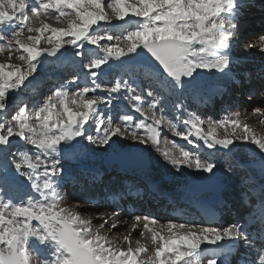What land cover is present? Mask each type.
<instances>
[{"label": "snow or ice", "instance_id": "obj_1", "mask_svg": "<svg viewBox=\"0 0 264 264\" xmlns=\"http://www.w3.org/2000/svg\"><path fill=\"white\" fill-rule=\"evenodd\" d=\"M251 3L252 0H108L107 3L105 0H0V53H9V60L18 54L17 58L26 64L22 67L0 63V264H33V255L35 264H202L201 257L205 255L210 256L207 264H229V257L238 251L241 243L253 253L245 255L242 264H264V229L253 235L239 223L225 228L198 227L135 216L131 231L139 229L138 235L149 238L154 248L149 250L140 239L133 247L131 232L123 236L127 244L123 248L113 246V241L100 231L105 225L106 231L118 228L117 210L100 214L99 228H94L91 218L85 219L80 212L60 206V186L72 179L63 161L75 157L76 152L70 149L81 143L78 138L106 149L117 139L128 137L138 145H146L147 140L139 130L147 129L151 146L161 152L175 171L190 169L194 181L218 183L219 164L215 159L183 148L177 155L159 147L160 133L155 126L165 122L176 136L185 140L195 130L194 134L208 149L231 152L230 146L236 141L256 145L264 169V136H257L238 118L239 113L234 120L210 121L207 133L202 132L204 121L189 113L191 118L183 123L191 128L184 134L167 119L162 103L167 99L165 93L182 97L184 89L205 72L231 77V66L236 62L233 51L240 43L239 19ZM108 9L113 15H109ZM128 17L136 18L135 26L131 30L123 29L122 37L108 30H96L104 24L112 25L113 18L129 23ZM49 19L66 23V27H53L46 22ZM257 39L258 44L246 42L245 49L264 52V35ZM105 40L120 43L101 45ZM42 43L51 47L42 48ZM86 43L96 45L105 54L83 65L90 84L76 85L71 94L66 85H61L30 115L27 105L19 107L11 115L14 122L9 123L6 117L14 103L9 93L18 92L25 85L43 62L39 58L56 57L65 44L75 49V56L83 57L81 50ZM141 51L145 63L135 66L122 63ZM110 59L120 60L128 75L113 84L102 85L96 79L100 73L92 70L108 64ZM138 71L147 77L146 84L133 79V73ZM79 80L77 75L75 81ZM99 90L108 95H87ZM122 90L129 106L143 118L124 114L119 123L109 122L105 126L99 105L110 107L115 99L113 94ZM146 99L151 115L143 108ZM174 108L180 119L179 113L185 110L182 99L176 101ZM253 114L264 123V109L256 108ZM90 119L98 124L95 138L85 127ZM227 124L240 129L241 134L233 131L234 138H217L216 128ZM12 138L32 145L35 151L31 155L27 151H12L15 143ZM144 150L132 155L142 160ZM25 183L40 199L30 195L26 200L21 198ZM259 197V213L254 218L264 225V185L259 188ZM197 227L198 231L192 230ZM204 243L213 248L202 249Z\"/></svg>", "mask_w": 264, "mask_h": 264}, {"label": "rangeland", "instance_id": "obj_2", "mask_svg": "<svg viewBox=\"0 0 264 264\" xmlns=\"http://www.w3.org/2000/svg\"><path fill=\"white\" fill-rule=\"evenodd\" d=\"M107 2H108V0H105V3H107ZM107 11L109 12V15H113L111 13L110 9H108ZM257 11L260 12V13H257V15L258 14L259 15L256 16V17L251 18V21H249V24L245 25L244 28H243L246 35H247V33H249V29L254 27V25H253L254 21L253 20L257 19L258 17H263V15H261V12L263 10H259L258 9ZM127 20L129 22H131V23H134L136 18L130 17ZM46 22L49 23L50 25L53 24L52 25L53 27H57V28H61V29L66 27V23H60V22H57V21L52 20V19L46 20ZM124 23L125 22H123L122 24H124ZM113 25H117V27H113ZM127 26L132 27L131 25H127ZM93 27L96 28V26H93ZM258 28H263V31L262 32L258 31V29L256 28V25H255L254 29H256L257 31L249 33V35L245 37V39L243 41L244 47H245V43L246 42H256L257 43L258 42L257 38L259 36H261V35H264V24H262V26L259 25ZM122 29H123V26L119 25L117 20H115V18H113L112 25L104 24L102 28H98L96 30L97 31L108 30V31H111L114 34L120 35L122 37V35H123ZM128 30H131V29H128ZM26 35H32V34H26ZM118 43H120V42L119 41L109 42V41H106V40L100 42L101 45H108V44L115 45V44H118ZM121 46H123V45H121ZM41 47L43 48V47H51V46L42 43ZM81 51L84 52V56L83 57H77V56H75V49H73L70 45L65 44L64 47H62L60 49V52H58V56L48 60L44 64L41 63L38 66L37 71L32 76H30L28 78V80L25 81V85L22 86V88L18 92L10 91L9 94L13 98L14 103L11 106V110L13 109L12 110L13 112L10 111L9 115L6 117L8 122L9 123H13L14 121H12V119H11L12 113H14L16 110H18L19 107H23L25 105H27L28 113L30 115L31 112L34 110V108L36 106H38V104L41 101L45 100L47 98V96L54 90V88L49 87V85L54 83V82L58 83V80L60 78L62 80L60 84L66 85L67 86V90L71 94L72 91L74 90L75 86L79 85V83H77V84L68 83L69 81H73L72 78L74 77L73 74L75 72V71H73V69H76V65L78 67H82V71L87 74V69H85L83 67V65L85 63H87L90 59H93V58H95L97 56L105 55L101 48L97 47L96 45L87 44V43L85 44V48L82 49ZM249 53L251 55H256L259 58L257 60L249 58L248 65H246V67H244V68H248V67L256 66V65L259 66V64L264 62V52H261L258 49H254L252 52H249ZM236 55H238V53H235V56ZM17 56H18V54H14V55H12V58L9 60V53H7V52L0 53V63H11V64H16V65H21L22 67H26L25 62L19 60L17 58ZM258 62H261V63H258ZM122 63L126 64V62H124V61ZM244 68L239 67L237 69L238 70H243ZM115 70H118V71L122 70L121 62H120V60L110 59L108 64L101 65V67L99 69H93L92 71H96V72L100 73V75L97 76V80L102 85H110L111 83L103 82L102 80H107L108 76L111 73H113ZM213 73H215V72H210V73L209 72H205L203 74V76L200 77V78L206 79V78L209 77V75H211ZM201 83H204V81L195 80L193 82V84H192V87H195L197 89H206L207 88L206 84L202 85ZM37 86L39 87L38 89H36ZM100 91H103V90H99V92ZM102 93H107V92L106 91H103V92H100V93L96 92L94 94L101 96ZM141 94H143V93H141ZM88 96H90V95H88ZM251 97L252 98L250 100H248L247 95H245L244 99H245V101L256 100L255 99L256 97H254V96H251ZM263 98H264V93H261V94L257 95V100L253 101L255 103H248V104L244 105V104H242L243 102L240 103L241 97H239V98L235 99L236 103H235V105H232V107L239 106L241 108L240 110L236 109V115H237V113H239L241 118H252L251 115H253V111H254L255 108L264 109ZM257 101L259 102L260 105H258ZM260 102H262V103H260ZM73 108L75 110V106H73ZM165 112H166V110L164 109V113ZM156 115H158L157 111H156ZM198 117L201 120H203L204 123L208 122V125H209L210 121H223L224 120V118H222V114L217 113V112L209 113L207 115L205 114L203 116L202 115H198ZM100 119H103L105 124L106 123L108 124L109 122L115 123L114 118L109 117L108 114H105L104 118L100 117ZM167 119L170 120L173 125H175V121H174L172 116H169ZM253 124H254V127H256L257 125L258 126L260 125L258 117L256 118V122L255 123L253 122ZM262 124H264V123H262ZM88 125L90 126L89 130H88V134H90V135L93 134L92 136L95 138L98 135L96 133V131H95V129L98 126V124L90 119L89 122H88ZM225 126L221 127V128L218 126L216 128V137L217 138H224L225 136H228L229 138H234V137H232V133H233V131L238 130V129L233 130L232 129L233 127L231 126V124H227V126L226 127ZM175 128H176V125H175ZM208 129L209 128L205 129V127H204L203 131L205 133H207ZM168 130L171 131L170 128H168ZM263 131H264V129L262 130V133L264 134ZM162 133H164V132H162ZM235 133H236V135H240L241 134V130L235 131ZM164 134H167V133H164ZM170 135L174 138V139H171V142L169 141L170 144H171V147H172V149L175 150V152L176 151L178 152V149H176L173 146V144L177 145V146L180 145V141H181V139L183 137L182 136H176L173 133V131L170 133ZM165 137L167 138V135H165ZM12 139L15 141V143L12 146V151H14V152L27 151L30 155L35 151V149H34V147L32 145L26 144L23 141L18 140L17 138H12ZM78 139L81 141L82 144L80 143L79 145H76V146L73 147L74 151L76 152L75 157L72 158V159H67V160L63 161L65 169L67 171L70 170V172H72V174H71L72 177L80 176V174L82 173L81 169H78L79 164L82 165V168L90 165V163H92L94 165L95 164H101V161L93 162L92 158L90 159L89 156L82 157L80 155V153H81V150L83 149V147L86 148L89 151V153H91V155H93V156L96 155V154H97L98 157H101V156L104 157V156L108 155L107 159L109 160V163H111V164H113L115 166H119L118 163L121 160L125 159L123 157V153L124 152L116 153L117 155L116 154L109 155L108 151L110 149L106 150V148L104 146H98V145H94L92 143L88 144L86 142V139H84V138H78ZM120 140H130L132 142V144H133V147H135V148L140 146L135 141H133L131 137H128L127 139H120ZM159 140H160V138H159ZM73 143H75V142H73ZM161 143H162V141H161ZM236 143H241V142L240 141H236ZM122 144H124V143H121L120 145H122ZM150 145H151V141H150ZM80 146H82V147H80ZM159 146H160V144H159ZM161 146L167 147V144L163 143V145L161 144ZM70 150H72V148ZM125 150H126L125 152L132 153V149L129 148V147H126ZM147 151L148 152L150 151L149 153H152V152H155L156 149H155V147L150 146ZM235 151L238 152V153L242 152L246 156L245 161H243L242 159L240 160V158H238L237 153H235ZM235 151L232 150V152L229 153L227 150L219 149L218 150V155L217 156H213V157H215V160L219 158L221 161L228 163L227 169L230 167L231 171L229 172L230 175H228L227 178L226 177H224V178L220 177L221 179L220 178L218 179V183H216L213 186L206 185V184H198V186H200V187H213V188H220L221 187L222 196H224L225 198L229 197V198H231L233 200L236 198L238 200V201L236 199H235L236 201L232 200L233 204H236V202H239V200L241 201V197L243 195L242 193H245L246 190H251L250 188H248V185L246 183V180H247V178L249 176V170L246 169L245 167H247V165H251V164H254V163L257 164V165H260L261 164V155H262L260 153L258 147L255 149L256 155L252 154L247 149H237ZM152 155H154V154H151L150 156H152ZM97 156H95V157H97ZM150 156H148V157H150ZM146 157L147 156H143V158H146ZM146 159L149 162V167H152V170H155L154 165L161 164L159 159H154V160H151V159H148V158H146ZM134 160H135V162L137 164L138 163L143 164V160H141L139 158L138 159H134ZM166 163H167V161H166ZM224 170H226V169H224ZM256 170L257 169H255L253 171L254 172H259L260 175H263V173H264L263 170H257V171ZM234 172H237L238 174H234ZM191 173H193V170L182 168L179 172L176 173V179H177L178 182H181L183 187H184V184H185V182L187 180V176H188V175L187 176H185V175L186 174H191ZM163 175H164V173L162 171H160V172H158V175H157L156 178L160 179L161 177H163ZM225 176H227L226 173H225ZM110 178H112V176L107 178V179H105L107 185L110 187V190L111 191L115 190V192L123 193V195L126 196V192H125L126 184L124 182L111 181ZM190 181L193 182L192 181V177L190 178ZM225 185L229 188L228 190H227V187ZM192 186H193V183H192ZM78 187L79 186H77V187L75 186V188L70 187V184H67V185L64 184V185H62L60 187V193H61V196L63 198V200L61 199L60 206L80 212L82 214L83 218H85V219L91 218L92 222H93V225H94V228H99V220L97 219L98 216L100 214H102L104 211H109L110 212L113 209L112 208H103V207H106L107 205H103V203H100V202L97 201V198H99L98 199L99 201H102V198H104L103 197L104 195H102V194L101 195H97L96 199H94L96 201H94V202H90V201L86 202L85 206L78 205V204H83V198L74 199V196L86 197V196H88L90 194L91 189L94 186H92V183H83L81 188H78ZM23 188H26L29 191L26 195H21V198L26 200L27 196H29V194L32 193V190L27 186V183H25L23 185ZM164 189H165L166 192H171V193L174 194V193L178 192L179 187L177 188L176 186H173L170 183H167L165 185ZM99 190H97V191H99ZM238 191H239V193H238ZM258 198H260V197H258ZM178 200H179V202L181 204H183L184 201H182V199L178 198ZM89 205H94L95 208H97V209L93 210L92 208L88 207ZM107 207H110V206H107ZM148 215H149V213H148ZM236 216H237V214H236ZM109 219L111 220V218H109ZM115 219H117V221L119 222L118 228L106 231L105 229H107V227H108L107 226V227H105V229H100V231H101V234L107 236L108 238H114L113 239V246L123 247L126 244V242L123 240V236L129 234V232H130L129 229L131 227V224H132L134 218L132 217L131 219L130 218L124 219V220H127V221H124V222H123V219L121 220V216H117V217H115ZM168 222H172V221L165 220V221H163L161 223L166 224ZM228 224L229 223L226 222V221L223 222L221 224V228H225V227L230 226V224L229 225ZM134 238H135V240L140 239L141 243H143V244H146V242H147V239H145V237H141L138 234ZM132 244H133V247H135V242H132ZM148 249L152 250L153 247H150ZM33 257L36 260L35 255H33ZM204 264H207V262H205Z\"/></svg>", "mask_w": 264, "mask_h": 264}, {"label": "bare ground", "instance_id": "obj_3", "mask_svg": "<svg viewBox=\"0 0 264 264\" xmlns=\"http://www.w3.org/2000/svg\"><path fill=\"white\" fill-rule=\"evenodd\" d=\"M253 1H255V0H252V3L251 4H253ZM257 3H259V10H263L262 11V13H261V15H263V17H258L257 19H254L253 21V25H254V27L253 28H251V29H249V31H252V32H254V31H257L256 29H254L255 28V25H256V28L258 29V31H260V32H262L263 31V28H258V26H259V24H257L260 20H262V22L260 23V25L262 26V24H264V0H259V2H257ZM257 3H254V4H257ZM245 9H243V11H244ZM249 11H250V13H251V15L253 16V17H256V16H258L257 15V13H260V12H258L257 11V8L256 9H253L252 8V6L249 8ZM245 13V12H244ZM247 13V12H246ZM252 17V18H253ZM130 17H128V18H126V19H129ZM239 21H240V19H239ZM249 21H251V19L250 20H246V22H248L249 23ZM118 22V24L119 25H121V26H123V29H131L132 27H134L135 26V22L134 23H131V22H129V23H124V24H122L123 22H121V21H117ZM251 23V22H250ZM247 24V23H246ZM53 25V24H52ZM107 25V24H106ZM127 25H131L132 27H129V26H127ZM243 26H245V25H243ZM123 29H122V33H123ZM254 29V30H253ZM243 34H245L244 32H243ZM248 36V35H247ZM244 41V40H243ZM242 41V42H243ZM241 42V43H242ZM259 42V41H258ZM257 42V43H258ZM241 48H245L244 47V45L242 44V46H241ZM254 49H251V50H246V49H244V51L241 53V57L240 58H238L236 61H240V60H242V59H244L245 58V60H248V62H249V58H252V59H258L259 57H257L256 55H251L249 52H252ZM250 54V55H249ZM248 55V56H247ZM250 56V57H249ZM258 63H261V62H258ZM126 64H130V65H133V66H135L136 64H133V63H126ZM236 64H238V63H236ZM247 65H248V63H247ZM260 65V67L258 66H253L252 68H253V71L255 72V71H257V70H254V69H259V70H261L262 72H263V74H264V62L263 63H261V64H259ZM261 65H263V67H261ZM233 66H235V64L234 65H232L231 67H233ZM78 69H77V71H79L82 67H77ZM249 68V67H248ZM247 68V69H248ZM252 70V69H251ZM135 73V72H134ZM133 73V74H134ZM114 74H116V76H114V80L113 81H111L112 82V84L117 80V79H120V78H127V73H125L124 71H123V69L122 70H117V71H115V72H113V73H111V75H114ZM240 76V74H236V72L235 71H232V75H231V77H224V76H222L221 74H219V73H213V74H211V75H209V77L208 78H206V79H204V78H198L197 79V81H204V83H201L202 85H205L206 84V89H197V88H195V87H192V85H190V86H188V87H186L185 89H184V91H183V93H181V95H183L182 97H179V96H177V95H175V94H172V95H169V94H167V93H165V95H167V98H168V96L169 97H173L174 99H177V98H179V99H182V102H184L185 100H189L190 98H194V99H196V100H200L201 102H203V100L202 99H207V100H210V101H212V102H215L216 100H217V98L219 97V95L220 94H222L223 92H224V89H225V86H227V85H229L230 84V82H235V81H238L240 78H238ZM256 77H258L257 75H255ZM243 78H244V80H243ZM247 76L246 75H243V77H241V79L240 80H242V82H244V83H246L247 82ZM73 80H75V78L73 77L72 78ZM97 79V78H96ZM61 81L62 80H60L59 81V83H56V84H50L49 85V87H51V86H56V89L57 88H59L62 84H60L61 83ZM79 81H81L82 82V86L84 85V84H90V80H89V78L87 77V74L85 73V72H83V71H81V75H80V80ZM79 81H76V82H79ZM98 81V80H97ZM99 82V81H98ZM255 82V81H254ZM100 83V82H99ZM250 83H252V81L250 80ZM261 84H264V82H261ZM37 85V84H36ZM39 87L37 86L36 87V89H38ZM259 88V86H258V84H257V86H256V89H258ZM55 89V88H54ZM100 92H103V91H100ZM87 95H94V93H92V92H89ZM106 95H108V93H103L102 94V96H106ZM259 95V94H258ZM113 96L115 97V99L113 100V103H112V105L107 109L108 111H109V114H112V113H114L113 111L118 107V105H121V107H123V108H126V109H128V112H123V113H120L119 111L117 112V113H115L114 114V116H115V118H114V120H115V123H119L120 122V119H121V117L124 115V114H132V115H134V117H136L137 119H141V118H143V117H141L140 116V114L139 113H136L135 111H134V109H132L130 106H129V104L127 103V100H126V96H125V93L123 92V90L120 92V93H117V94H113ZM251 96H254V97H256L255 99L257 100V96H255V95H247V98H248V100H250L252 97ZM245 97V96H244ZM243 97V98H244ZM256 100H253V101H256ZM252 100L251 101H245V99H242V101L240 102V103H242V102H250V103H255V102H253ZM263 101H264V98H263ZM234 101H233V99H232V103H233ZM258 102V101H257ZM163 104H164V107H166V110H168L169 109V105H168V103L166 102V100H164L163 102H162ZM260 103H262V102H260ZM264 103V102H263ZM103 105L104 104H102V105H99V108L101 109V111L103 112ZM147 105H149L148 103H147V99L143 102V108H144V110H145V112L148 114V115H151V112H149V111H147L149 108H148V106ZM258 105H260L259 104V102H258ZM150 107V106H149ZM158 109H159V106H158ZM256 109V108H255ZM13 110V109H12ZM11 110V111H12ZM13 112V111H12ZM254 112V111H253ZM168 113V112H167ZM189 113L190 112H188L187 113V116H186V119H190L191 117L189 116ZM105 114H107V112H106V109H104V112H103V116L101 117V118H104L105 117ZM121 114V115H120ZM161 114V112L160 113H158V115L157 116H159ZM168 116V114L166 115V117ZM240 116V115H239ZM245 116V115H244ZM251 117L252 118H241V116L240 117H238L242 122H244V123H247L249 126H250V128L252 129V131L257 135V136H264V134L262 133V130L264 129V124H262V123H260V125L258 126H256V127H254V124H253V122L255 123L256 122V118H257V116L256 115H251ZM168 118V117H167ZM222 118H224V120H226L227 118L229 119V120H234V119H237V115H236V110H233V109H231V108H229V107H227V110H226V114H224L223 116H222ZM148 123H151V121H147ZM107 124V123H106ZM105 124V125H106ZM227 126V125H226ZM225 126V127H226ZM85 127H87V128H89L90 126L88 125V124H86L85 125ZM156 128H157V131L160 133V135H159V138H160V148L163 150V149H168V150H170V151H172L173 153H175V154H179V149H181V148H183L182 146H177V145H174L173 144V146L176 148V149H178V152L176 151L175 152V150L174 149H172V147H171V144H170V142H171V139H174L171 135H170V133L172 132V131H169L168 130V128H169V126H168V124L165 122V123H161L160 125H158V126H155ZM205 127V129H207V128H209V125H208V122H206V123H204L203 125H201V128H202V132L203 133H205L204 131H203V128ZM207 127V128H206ZM190 128H191V125L189 124V125H184L181 129H177L176 128V130L177 131H181V132H183V133H185V134H187L188 133V131L190 130ZM221 128V127H220ZM229 129V128H228ZM233 129V128H232ZM209 130V129H208ZM233 130H235V129H233ZM240 129H238V130H235V131H239ZM162 132H164V133H167V134H164V133H162ZM192 132H193V134L192 135H190L189 136V138H188V140H191L192 141V143H188V140H185V139H183L182 138V143L183 142H187L188 144H189V146H188V148L187 149H184V150H186V151H190V152H192V151H194V148L195 147H198V148H200V149H203V150H205V151H211V149H208L205 145H204V142L202 141V140H200L195 134H194V132H195V130H192ZM264 132V131H263ZM174 133V132H173ZM139 134L141 135V136H143V137H145V139L147 140V144L146 145H140L139 147H137V148H135V147H133V144H132V142L130 141V140H120V139H117L116 140V142L109 148V149H106V150H109L108 151V153H109V155H111V154H116V153H121V152H125L126 150V147H129V148H131L132 149V153H136V152H138V151H140V150H144V148H147V150L149 149V147L151 146L150 145V139H148V137L150 136V133L147 131V129H141V130H139ZM93 135V134H92ZM165 135H167V138L165 137ZM165 137V138H164ZM169 137V138H168ZM158 138V139H159ZM162 138V139H161ZM115 139V138H114ZM161 141H162V143H161ZM170 141V142H169ZM86 142L89 144L90 142H88L87 140H86ZM121 143H124V144H122V145H120ZM163 143H166L167 144V147H164V146H161V144L163 145ZM82 144V143H81ZM120 145V146H119ZM80 147H82V146H80ZM230 147H232V149H233V151H235V150H237V149H247V150H249L252 154H255L256 155V153H255V149L258 147V146H256V145H252L251 143H236L234 146H230ZM147 150H144V155L143 156H147L146 158H148V159H151V160H154V159H159V161L161 162V164H159V165H154V168H155V170H152V167H149V168H143V167H137L136 169H137V171L138 170H140L141 172H142V174L144 175V180H145V182H148L149 180H152L154 183H157L159 186H163V185H166L167 183H170L171 185H173V186H176L177 188L179 187V189H178V192H176V193H174L173 194V196L175 197V198H180V199H182V201H184V203H188V201H193V202H195V205H198L199 204V202H204L203 200H205V196H204V194H202V195H196V191H195V185H197L198 184V182L197 181H194V182H191L190 181V178L193 176V173H191V174H186L185 176H187V180H186V182H185V184H184V187H183V185H182V183L181 182H178L177 181V179H176V173H177V171H175L168 163H166V161L164 160V158H163V156L161 155V152H158V151H155V152H152V153H149ZM72 151H74V148H72ZM232 152V151H231ZM230 152V153H231ZM130 153V152H129ZM192 153H194V152H192ZM235 153H237V156H238V158H240V160L242 159L243 161H245V158H246V156L241 152V153H238V152H236L235 151ZM151 154H154V155H152V156H150ZM195 155H197V152H196V150H195V153H194ZM80 155L82 156V157H87V156H89V158L91 159L92 158V161L93 162H95V161H101V164H92V163H90V165H88V166H86L85 168H82V165H80L79 164V166H78V169H81V171H82V176L83 175H85V172L87 171L88 173H90L88 176H86L87 178H88V180H89V183H92V186H94L92 189H91V192H90V194L88 195V196H86V197H79V196H74V199H79V198H83V204H78V205H81V206H85L86 205V202H94V201H96V200H94V199H96V196L97 195H104L103 197L104 198H102V201H99L98 199L99 198H97V201L98 202H100V203H103V205H107V206H110V207H103V208H112L113 210H117L118 211V213H119V215L118 216H121V220L123 219V222L124 221H127V220H124V219H127V218H134L135 216H137V215H133L132 213H131V208H129V204H128V202H127V199L128 200H130L129 198H125V197H123V193H119V192H115V190H113V191H111L110 190V187L107 185V183H106V181H105V184L103 183V185L104 186H101V184H99V182L98 181H96V179H97V177H100L102 174H107V176H105V179L108 177V174L109 175H111L112 174V172H111V170L115 167V165H113V164H111V163H109V160L107 159L108 158V155L107 156H101V157H98L97 156V154L96 155H91V153H89V151L86 149V148H84L83 147V149L81 150V153H80ZM117 155V154H116ZM95 156H97V157H95ZM148 156H150V157H148ZM108 160V161H107ZM216 161H218V164H219V172L217 173V175H218V178H220V177H222V178H224V177H228V175H230V171H227V167H228V163H226V162H223V161H221L219 158L218 159H216ZM223 162V163H222ZM242 162V161H241ZM255 164V163H254ZM230 165V164H229ZM126 166H124V165H120L119 167H117L116 168V171H119V170H123L124 168H125ZM224 169H226V170H224ZM255 170V169H254ZM160 171H162L163 173H164V175H163V177H161L160 179H157L156 177H157V175H158V172H160ZM68 172L69 173H71L72 174V172H70V170H68ZM223 175H222V174ZM225 173L227 174V176H225ZM234 174H238L237 172H234ZM264 174V173H263ZM259 175V174H258ZM257 175V176H258ZM97 176V177H96ZM230 177V176H229ZM87 178H84V176H83V179L85 180V183H87ZM75 178H72L71 180H69V181H66L65 183H63L62 185H64V184H70V187H77V185H82L83 183L82 182H79V181H76V180H74ZM139 180L141 179V177L140 178H138ZM221 179V178H220ZM112 180V179H111ZM230 181V180H229ZM244 181V180H243ZM142 184H143V182H141ZM192 183H193V186H192ZM246 183H247V185H248V188H250L251 190H246V192L245 193H242L243 195L242 196H244V197H250V200H253V201H257L256 200V197H257V195H259V190H258V186H262V185H264V183H257L256 181H252V179L248 176V178H247V180H246ZM99 184V185H98ZM234 184V183H233ZM61 185V186H62ZM96 185V186H95ZM60 186V187H61ZM198 186V185H197ZM226 186V185H225ZM227 187V186H226ZM100 189L99 191H97V189ZM127 188L129 189V193L131 194V196H133L134 194H133V192L130 190L131 189V186L130 185H127ZM229 188L227 187V190H228ZM240 189V188H239ZM226 190V191H227ZM118 191V190H117ZM138 191V190H137ZM213 191L214 192H217L218 191V189H216V188H213ZM29 191H28V189H26V188H23V191H22V194L21 195H26L27 193H28ZM254 192V193H253ZM238 193H239V191H238ZM29 195H31V196H33L35 199H40V197L36 194V193H34V192H32V193H30ZM255 195V196H254ZM227 196V195H226ZM85 198V199H84ZM173 198V197H172ZM197 198V199H196ZM227 198V197H226ZM132 199V198H131ZM227 199H229L230 200V202L233 200V199H231V198H227ZM236 199V198H235ZM233 200V201H236V200ZM260 199V198H259ZM62 200H63V198H62ZM65 201V200H64ZM238 201V200H237ZM60 204H61V201H60ZM236 205V208L237 209H240V208H243L244 206H247V204L246 203H243V202H241L240 200H239V202H236V204H234V206ZM121 206H124L125 208L124 209H121ZM89 208H92L93 210H96L97 208H95V206L94 205H89L88 206ZM133 207H135V206H133ZM132 207V208H133ZM105 212V211H104ZM147 212V211H146ZM142 213V212H141ZM187 215H189L190 216V214L189 213H187ZM143 216H148L147 214H145V215H143ZM150 217V216H149ZM158 217V216H157ZM157 219H160L159 221L160 222H163V221H165V220H170V221H172L173 223H181V221H174V220H172L171 219V217L170 216H164V217H161V218H157ZM109 223H111V220L109 219ZM229 225V224H228ZM197 226V225H196ZM105 227H107V225H105ZM199 227V226H198ZM198 227L197 228H193L192 230L193 231H198ZM217 227H220L221 228V225L219 224ZM130 232H131V235H132V242H136V240H135V236L138 234V231H139V229L137 230V231H131V227H130ZM185 231H187V229H185ZM109 240H111V241H113V239L114 238H108ZM145 239H147V242H146V244H144L147 248H150V247H153L154 248V246L152 245V242H151V240L149 239V238H146L145 237ZM149 240V241H148ZM144 242V243H145ZM241 245H243V244H240L239 245V249H240V247H241ZM208 246H210V245H208L207 243H204V244H202L201 245V248L202 249H206ZM127 247V244H125L124 246H123V248H126ZM238 249V250H239ZM246 251L245 252H243L242 253V255H241V259H237V261H235L234 263L235 264H242V258L245 256V255H248V256H250V255H252V253L248 250V249H245ZM235 253V251L233 252V254ZM32 261H33V264H35V259H34V257L32 256ZM229 261H230V257H229ZM202 263L204 262V261H201ZM205 263V262H204ZM203 263V264H204Z\"/></svg>", "mask_w": 264, "mask_h": 264}, {"label": "water", "instance_id": "obj_4", "mask_svg": "<svg viewBox=\"0 0 264 264\" xmlns=\"http://www.w3.org/2000/svg\"><path fill=\"white\" fill-rule=\"evenodd\" d=\"M58 55V53H57ZM51 57H46V56H41V60L43 61L42 63H46ZM126 61H129V62H133V63H137V64H143L145 63L144 61V58H143V52L141 51V53H139L137 56L135 57H129V58H126L125 59ZM134 153H123V157L125 158L124 160H121L119 162V164L121 165H124V166H132L135 164V162L133 161L134 159H138L136 158L134 155H132ZM143 160V164L145 167H149V163L146 159H142ZM248 169L250 170V175L252 176V178L257 181V177L259 176V178L262 180V182L260 181L259 179V183H263L264 182V179L260 176V173L258 175V172H254L253 170L254 169H257V170H263L261 165L259 166H255V165H250L248 166ZM258 175V176H257Z\"/></svg>", "mask_w": 264, "mask_h": 264}]
</instances>
